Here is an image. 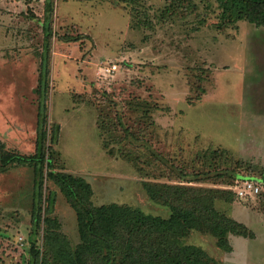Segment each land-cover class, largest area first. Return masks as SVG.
I'll list each match as a JSON object with an SVG mask.
<instances>
[{
	"label": "rangeland",
	"instance_id": "374dc122",
	"mask_svg": "<svg viewBox=\"0 0 264 264\" xmlns=\"http://www.w3.org/2000/svg\"><path fill=\"white\" fill-rule=\"evenodd\" d=\"M43 3L0 0V146L5 152L35 151ZM219 11L215 0H53L47 122L60 127L53 144L55 168L90 182L94 204L116 201L167 216L169 208L152 200L143 182L179 178L156 154L189 172L237 174L187 184L234 191L244 179L260 178L264 26L243 19L223 23ZM112 63L116 69L102 75L100 67ZM32 178L30 162L0 171V264H31L29 245L18 243V237L30 235ZM45 186L55 190L50 215L77 243L73 207L50 178ZM234 194L216 205L244 222L253 236L229 234L231 251L198 230L186 241L201 246L214 264H264L260 195ZM43 236L41 222L40 255Z\"/></svg>",
	"mask_w": 264,
	"mask_h": 264
},
{
	"label": "trees",
	"instance_id": "16d2710c",
	"mask_svg": "<svg viewBox=\"0 0 264 264\" xmlns=\"http://www.w3.org/2000/svg\"><path fill=\"white\" fill-rule=\"evenodd\" d=\"M215 1L220 10L219 19L223 23L243 19L264 26V0ZM43 5V49L39 77L34 87L37 94L35 151L24 155L5 152L0 146V171H5L11 163L30 162L33 168L31 230L27 240L25 238L31 264H214L215 260L201 246L186 241L191 230L209 233L216 239V245L225 251L232 250L229 234L253 236V231L244 222L216 205L218 199L229 197L232 192L238 196L235 190L187 184L211 177H237L228 169L189 172L156 154L179 178V182H143L147 195L169 208L168 215L161 216L128 203L110 201L94 204L90 182L79 174L55 168L53 144L58 141L60 127L56 122L50 126L47 122V58L52 33L53 0H44ZM49 135L51 143L46 144ZM217 149H213L212 154L216 158L219 156ZM225 149L220 151L225 152ZM108 152L111 154L112 150L108 149ZM48 178L59 187L75 211L79 236L75 244L62 232L57 218L50 215L54 208L55 190L45 186ZM257 179L263 188L264 168ZM261 191L255 196L260 195L259 205L264 211V192ZM41 222L44 225V246L40 255L36 244Z\"/></svg>",
	"mask_w": 264,
	"mask_h": 264
},
{
	"label": "built area",
	"instance_id": "2783aa9c",
	"mask_svg": "<svg viewBox=\"0 0 264 264\" xmlns=\"http://www.w3.org/2000/svg\"><path fill=\"white\" fill-rule=\"evenodd\" d=\"M116 69V64H107L100 67V71L102 75H110V72L114 71ZM262 189V186L258 179L254 178H246L242 181L241 184L235 186V191L241 198H250L254 197L259 191ZM25 238L20 235L18 237V243L24 245L25 244Z\"/></svg>",
	"mask_w": 264,
	"mask_h": 264
}]
</instances>
